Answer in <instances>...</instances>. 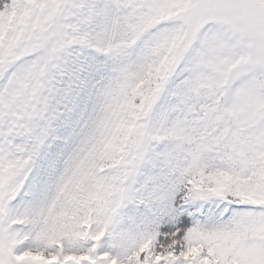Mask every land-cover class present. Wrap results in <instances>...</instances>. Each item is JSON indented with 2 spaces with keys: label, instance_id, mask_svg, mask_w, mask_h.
<instances>
[{
  "label": "snow or ice",
  "instance_id": "obj_1",
  "mask_svg": "<svg viewBox=\"0 0 264 264\" xmlns=\"http://www.w3.org/2000/svg\"><path fill=\"white\" fill-rule=\"evenodd\" d=\"M0 264H264V0H0Z\"/></svg>",
  "mask_w": 264,
  "mask_h": 264
}]
</instances>
